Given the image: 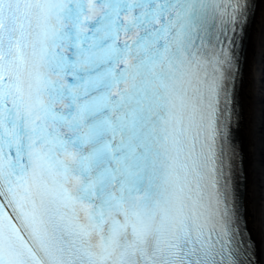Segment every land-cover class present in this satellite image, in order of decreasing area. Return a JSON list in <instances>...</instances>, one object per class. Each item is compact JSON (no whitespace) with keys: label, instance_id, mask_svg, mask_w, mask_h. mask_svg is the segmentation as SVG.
Segmentation results:
<instances>
[{"label":"snow or ice","instance_id":"snow-or-ice-1","mask_svg":"<svg viewBox=\"0 0 264 264\" xmlns=\"http://www.w3.org/2000/svg\"><path fill=\"white\" fill-rule=\"evenodd\" d=\"M258 75L264 0H0V264H264Z\"/></svg>","mask_w":264,"mask_h":264},{"label":"bare ground","instance_id":"bare-ground-1","mask_svg":"<svg viewBox=\"0 0 264 264\" xmlns=\"http://www.w3.org/2000/svg\"><path fill=\"white\" fill-rule=\"evenodd\" d=\"M246 54L253 61L256 68L261 64L260 56V36L259 24H254L249 29V39L246 42ZM247 121H243L239 130L240 138L243 140L246 135ZM255 127H256V153H255V167L256 174L253 177L255 195H256V221L259 220V207L261 198L264 196V175L261 174V153L264 155V94L260 91L259 75L257 76V94L255 97ZM262 150V152H261ZM256 225H254L255 227ZM257 241L259 242L258 232L256 234Z\"/></svg>","mask_w":264,"mask_h":264}]
</instances>
